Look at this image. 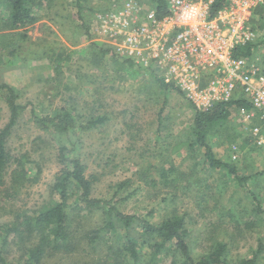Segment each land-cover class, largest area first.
Instances as JSON below:
<instances>
[{"label": "rangeland", "instance_id": "374dc122", "mask_svg": "<svg viewBox=\"0 0 264 264\" xmlns=\"http://www.w3.org/2000/svg\"><path fill=\"white\" fill-rule=\"evenodd\" d=\"M122 2L87 0L89 10L79 20L71 0H45L34 24L0 29V83L12 86L18 101L28 106L7 140L12 163L0 173L3 255L11 264L21 263L24 253L17 239L9 236L1 248V225L14 213L31 214L52 199L50 186L60 169L57 148L66 145V154L75 155L86 174L96 176L94 197L119 200L123 213L153 222L183 215L194 259L224 243L228 262L257 253V263L264 264V149L250 141V120L232 107L228 119L207 134L214 157L233 166L235 173L209 166L190 135L195 109L181 93L160 88L154 73L134 65L116 72L107 62H93L89 44L107 40L98 34L97 15ZM140 3L154 8L152 0ZM251 23L255 46L248 59L264 69L261 8L255 9ZM30 107L40 116L66 109L77 123L104 120L89 130L58 137L34 125ZM7 120L1 94L0 129ZM13 169H23L22 186L12 182ZM68 218L77 250L45 257L39 264H116L117 241L124 231H102L90 244L93 231L103 226L101 211L71 207ZM139 249L144 262L150 260V250L143 245ZM180 263L177 253L169 250L159 254L156 264Z\"/></svg>", "mask_w": 264, "mask_h": 264}, {"label": "trees", "instance_id": "16d2710c", "mask_svg": "<svg viewBox=\"0 0 264 264\" xmlns=\"http://www.w3.org/2000/svg\"><path fill=\"white\" fill-rule=\"evenodd\" d=\"M152 1L156 16L158 18L164 16L167 12L166 0ZM44 2L45 0H0V29L20 30L34 24L40 18L38 11ZM86 2L87 0H71L79 20H82V12L85 9L89 10ZM225 5L226 0H212L210 13L214 14ZM259 8L264 11V4ZM84 31L89 37L88 26L84 27ZM254 46V43H248L241 47L237 54L249 57ZM88 52L93 62H107L113 66L116 72H123L133 65L130 60L120 59L107 43L92 41L89 44ZM157 84L160 88H168L158 78ZM1 94H3L4 103L8 109V120L0 129V173L8 168V163H12V157L7 150V140L18 119L27 111L28 107L18 101L17 92L8 84L0 83ZM232 107L248 109L249 104L244 100L235 99L218 102L205 111L193 107L195 110L190 135L198 147L203 150L204 158L209 166H224L228 168L230 173L234 174L233 166L217 160L206 142L207 134L228 119ZM29 119L38 129L48 131L58 137L67 136L77 129L89 130L104 120L100 117L89 119L85 123H77L71 112L66 109H60L51 115L40 116L32 107L29 109ZM69 151L70 149L66 145H60L57 148L60 169L50 186L52 199L42 203L31 214L14 213L10 221L1 225L3 230L1 248L7 245L9 236L13 237L11 240L17 239L22 244L24 254L20 264H39L45 257L59 253L70 254L77 250L68 227L71 207L101 211L104 218L103 226L97 231H93L90 244L99 238V233L102 231L113 232L114 234L117 231L118 233L124 231L120 241H117L116 264H156L159 254L169 250L177 253L181 260L180 264H258L257 253H254L252 257L228 262L224 254L226 249L224 243H217L209 254L197 260L194 259L186 241L187 229L183 215L174 213L158 222H153L136 214L123 213L117 207L119 200L109 202V200L94 197L92 193L94 183L97 180L96 176L86 174L85 165L75 155L66 154ZM24 175L23 169H13L12 182L22 186V181L20 182L19 178L22 179ZM0 182L2 181L0 180ZM72 197L75 198L70 201ZM135 230L137 232L132 236L131 234ZM140 245L150 250L148 253L150 260L147 262H144V257L139 251ZM0 264H11L3 255L2 249H0Z\"/></svg>", "mask_w": 264, "mask_h": 264}, {"label": "built area", "instance_id": "2783aa9c", "mask_svg": "<svg viewBox=\"0 0 264 264\" xmlns=\"http://www.w3.org/2000/svg\"><path fill=\"white\" fill-rule=\"evenodd\" d=\"M211 3L166 0L167 12L158 18L140 0H123L97 15L98 34L120 59L153 71L197 110L235 99L247 102L248 109H236L251 122V143L264 149V69L237 54L253 42L251 19L264 0H226L214 14Z\"/></svg>", "mask_w": 264, "mask_h": 264}]
</instances>
